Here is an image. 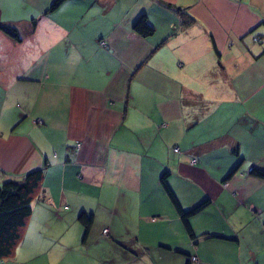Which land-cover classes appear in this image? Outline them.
<instances>
[{
    "label": "crops",
    "instance_id": "obj_1",
    "mask_svg": "<svg viewBox=\"0 0 264 264\" xmlns=\"http://www.w3.org/2000/svg\"><path fill=\"white\" fill-rule=\"evenodd\" d=\"M53 1L0 0V180L43 169L0 264H264V0Z\"/></svg>",
    "mask_w": 264,
    "mask_h": 264
},
{
    "label": "trees",
    "instance_id": "obj_2",
    "mask_svg": "<svg viewBox=\"0 0 264 264\" xmlns=\"http://www.w3.org/2000/svg\"><path fill=\"white\" fill-rule=\"evenodd\" d=\"M62 1L54 0L48 10L55 9ZM193 20L189 16L188 19L183 20L182 25L187 26ZM2 29L14 40H21V35L17 29L10 26H2ZM133 29L137 34L147 36L153 31V26L148 21L146 14H142L135 20ZM250 173L264 179V169L262 168L252 167ZM0 175H3V172L0 171ZM42 177L43 169L36 168L27 171L19 179L3 178L0 180V261L13 256L16 246L22 238L26 220L31 213V202L38 195ZM161 183L173 203L187 234L190 237H195L190 219L208 204V200H203L190 209H183L169 187L165 176L162 177ZM79 221L83 226L85 237L91 226L92 216L80 213Z\"/></svg>",
    "mask_w": 264,
    "mask_h": 264
},
{
    "label": "rangeland",
    "instance_id": "obj_3",
    "mask_svg": "<svg viewBox=\"0 0 264 264\" xmlns=\"http://www.w3.org/2000/svg\"><path fill=\"white\" fill-rule=\"evenodd\" d=\"M251 168H252V167H251ZM251 168H249V171L251 170ZM104 230H105V231H104ZM104 230H103V233H102V236H103V237H106V238H109V237H110L111 239H114L113 236H112V234L107 233V230H106V229H104ZM100 232H101V230H100ZM118 244H120V243L118 242ZM67 262H69V261H67Z\"/></svg>",
    "mask_w": 264,
    "mask_h": 264
},
{
    "label": "built area",
    "instance_id": "obj_4",
    "mask_svg": "<svg viewBox=\"0 0 264 264\" xmlns=\"http://www.w3.org/2000/svg\"><path fill=\"white\" fill-rule=\"evenodd\" d=\"M173 150H174V151H179L178 146L173 147ZM104 231H105V230H104ZM192 260H196V257L193 256V257H192Z\"/></svg>",
    "mask_w": 264,
    "mask_h": 264
}]
</instances>
